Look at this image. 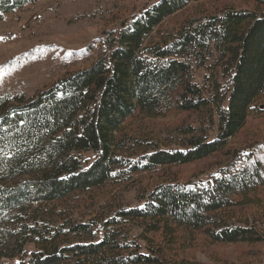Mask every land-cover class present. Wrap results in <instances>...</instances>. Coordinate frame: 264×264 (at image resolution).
<instances>
[{
  "label": "trees",
  "instance_id": "obj_1",
  "mask_svg": "<svg viewBox=\"0 0 264 264\" xmlns=\"http://www.w3.org/2000/svg\"><path fill=\"white\" fill-rule=\"evenodd\" d=\"M198 1L163 0L120 32L116 47L88 69L28 99L0 97V264L14 259L18 264H194L168 260L145 237L161 231L174 240L177 229L201 232L212 243L263 241L252 227L230 223L237 221V204L229 196L247 198L255 192L262 178L255 165L231 174L221 170L223 176L208 186L180 184L164 175L166 168L226 150L244 128L249 108L256 109L264 99L260 0L252 11L199 9L192 20L189 15L177 29L161 33L164 19ZM23 2L0 0V10L10 12ZM203 19L207 22L201 23ZM214 53L206 86L213 97L208 99L192 82V72L204 69ZM217 75L230 83L228 88L218 83ZM173 108L199 120V128L185 125L174 131L186 135L175 150H166L169 144L154 145L144 130L138 137L125 131L132 119L161 118ZM214 108L218 132L208 141L203 126L213 127ZM86 153L94 156L88 167L82 158ZM122 164L134 174L154 171L163 182L144 188L135 207L114 194L88 221L85 215L74 219L76 196L86 195L92 204L105 189L130 182L120 179L125 176ZM137 224L143 227L140 238L147 243V254L133 240L126 242Z\"/></svg>",
  "mask_w": 264,
  "mask_h": 264
},
{
  "label": "rangeland",
  "instance_id": "obj_2",
  "mask_svg": "<svg viewBox=\"0 0 264 264\" xmlns=\"http://www.w3.org/2000/svg\"><path fill=\"white\" fill-rule=\"evenodd\" d=\"M161 1L163 0H24L22 5L12 6L14 8L10 12L0 10V97L12 98L21 95L28 99L39 91L50 88L64 77L88 69L100 57L108 55L111 46L116 47L115 42L120 32ZM260 3V8L264 11V0H260ZM222 6L238 11H252L257 5L255 0L191 2L163 20L161 33L177 29L189 15L187 19L192 20L197 15L196 10L210 13L214 8ZM203 22L207 21L203 19L201 23ZM215 56L216 53L204 69L195 68L192 72V82L203 89V94L208 99L213 97L206 86L211 78L210 64L216 63ZM148 58L146 56L145 59ZM191 61L193 64L194 59ZM217 79L220 85L229 87V82L220 80L218 75ZM227 97L222 102L223 109L227 107ZM256 105V109L253 106L249 108L244 128L235 138L228 141L226 150L191 164L166 168L165 171L168 172L164 175H172V179L180 184L201 183L204 186L213 178L223 176L219 175L221 170L231 174L255 165L262 177L259 182L254 183L255 192L247 198L234 194L229 196V200L237 204L233 213L234 220L240 221L241 224H237V221L230 223L233 226L252 227L262 235L263 241L256 244L212 243L201 232L189 234L182 229H177L174 240L164 238L161 231L146 233L145 237H148L153 245L161 247L168 260L194 264H264V99L259 100ZM213 120L214 124L210 130L206 125L203 126L208 141H214L218 132L215 108ZM198 121L196 115L179 112L173 108L166 111L161 118L132 119L126 122L125 131H130L132 136L138 137L139 130H144L150 134L149 139H152L154 145H172L165 148L170 151L177 149L175 144L186 136L183 132L176 135L174 131L185 125L199 128ZM169 136H172L173 140ZM82 158L88 161L86 167L94 161L92 153L82 154ZM135 161L136 157L131 158L130 163ZM121 168H124L121 173L125 176L120 179L129 178L130 182H121L119 187L111 186L105 189L100 196L103 200L99 199L100 201H94L92 204L88 196H76L78 208L74 211V219L78 220L80 215H85L84 221H88L94 212L99 211L100 205L111 200L110 197L114 194L118 195L124 205L135 207L139 205L136 199L139 200L145 191L144 188L149 191L154 184L163 182L154 171L134 174L126 170L123 164ZM158 169L156 168V172ZM142 234L141 224L134 225L129 230L126 242L133 240L140 247L141 253L147 254V243L140 238ZM101 235L97 233L99 238ZM28 247L32 249V246ZM19 261L8 260L7 264H18Z\"/></svg>",
  "mask_w": 264,
  "mask_h": 264
}]
</instances>
